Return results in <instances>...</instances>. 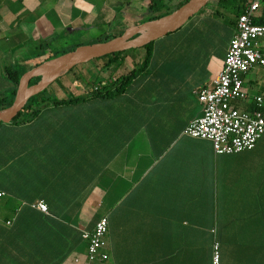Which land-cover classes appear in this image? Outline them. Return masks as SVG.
<instances>
[{
	"label": "crops",
	"instance_id": "1",
	"mask_svg": "<svg viewBox=\"0 0 264 264\" xmlns=\"http://www.w3.org/2000/svg\"><path fill=\"white\" fill-rule=\"evenodd\" d=\"M187 1L0 0V94L13 88L5 66L24 73ZM246 2L210 0L153 42L147 67L121 90L89 95L124 74L121 59L85 66L41 94L47 104L32 120L0 125V161L14 158V181L0 186V264H212L215 240L220 264H264V133L229 154L184 133L203 113L197 90L213 86ZM243 80L249 99L235 104L251 110L242 107L264 98V66ZM101 216L109 257L89 261L82 232Z\"/></svg>",
	"mask_w": 264,
	"mask_h": 264
},
{
	"label": "built area",
	"instance_id": "2",
	"mask_svg": "<svg viewBox=\"0 0 264 264\" xmlns=\"http://www.w3.org/2000/svg\"><path fill=\"white\" fill-rule=\"evenodd\" d=\"M263 1L248 0L245 3L229 42L223 68L212 87L197 90L203 113L184 129V133L191 137L211 140L217 154L251 149L264 133V98L253 97L256 105L253 110H242L235 104L249 99L243 75L255 65L264 66V46L260 42L264 38V24L254 22ZM6 194L0 189V200ZM32 206L48 212L43 201L34 202ZM108 228V217L102 216L91 230H83L89 261L105 262L108 259ZM212 264H220L219 244L214 246Z\"/></svg>",
	"mask_w": 264,
	"mask_h": 264
},
{
	"label": "water",
	"instance_id": "3",
	"mask_svg": "<svg viewBox=\"0 0 264 264\" xmlns=\"http://www.w3.org/2000/svg\"><path fill=\"white\" fill-rule=\"evenodd\" d=\"M209 1L188 0L173 12L133 26L115 38L80 45L27 70L20 77L14 102L10 106L0 109V123L12 122L24 110L33 96L46 90L75 66L113 53L143 48L180 28Z\"/></svg>",
	"mask_w": 264,
	"mask_h": 264
},
{
	"label": "trees",
	"instance_id": "4",
	"mask_svg": "<svg viewBox=\"0 0 264 264\" xmlns=\"http://www.w3.org/2000/svg\"><path fill=\"white\" fill-rule=\"evenodd\" d=\"M155 5L156 4H153V1H152V6H151L152 10L154 12L159 11V7H155ZM261 7H262V4H261ZM243 9H244V7H243ZM242 12H243V10L241 11V13ZM254 22L257 23V24H264V12L263 11L259 12V13H258V11L256 12V15L254 17ZM121 34H123V33H121ZM117 36L118 35L106 36L105 38H100L98 40V42L99 41H107V40H110V39L115 38ZM152 44L153 43H150L149 45H146L145 47H143L145 49V51H146V54H145L144 61L142 62L140 67H138V68L135 67L132 70L128 71L127 73L117 75L115 78H113V80H112V82L110 84L98 87L97 89L91 91L89 95H91V96L107 95V94H109L111 92H115V91L121 90L123 88V86L130 80V78L132 76H134V74L136 72L143 71L147 67L148 59H149V55H150L149 51L151 49ZM75 48L76 47H73V48H70V49H66V50H60V51L54 53L53 55L49 56L48 58H46V59H44L42 61L36 62L32 66H29V69H32V68L36 67L37 65L41 64L42 62H44L46 60H49L51 58H54V57H57V56L62 55L64 53H67V52H69V51H71V50H73ZM128 51L129 50L124 51V52H117V53H113V54L104 56L102 58L96 59V60L99 61V64H98L99 68L101 69V68L107 67V66L113 64L114 62L118 61L119 59L122 60L121 61V67H123V65H124V57H125L126 52H128ZM85 64L77 65L74 68H72L71 70H69L67 73H76L75 72L76 67L81 66V67L84 68ZM4 72H5L6 77H8L9 80L12 82L13 88L11 89L12 96H11L10 99H9V97L7 95L0 94V102L2 104V108L10 106L14 102L15 95H16V92H17V89H18V86H19L20 77L23 74L22 72H20L18 69H16L15 67H13L11 65L5 66ZM42 93L43 92H40L37 95L33 96L29 100V102L26 105V107L24 108V110L11 123H25L27 121L32 120L38 114L39 110L43 106H45L47 104L46 100L40 98ZM83 98H85V96L73 97V98H71L69 100H66V101H64V100L63 101L62 100L61 101H54V103L57 104V103H62V102H74V101H78L79 99H83ZM253 104H254L253 106L252 105L250 106V104H246L245 105L246 107H242V108H247L248 107L247 109L250 108L251 110H253L256 107L255 103H253ZM242 106H244V105H242ZM238 108H239V106H238ZM242 110H245V109H242ZM1 124H3V123H0V125ZM32 203H34V202H32ZM32 203H31V205H32ZM0 223H2V222H0ZM215 244H219V242L217 240H215L213 246H215ZM212 262H213V253H212Z\"/></svg>",
	"mask_w": 264,
	"mask_h": 264
},
{
	"label": "rangeland",
	"instance_id": "5",
	"mask_svg": "<svg viewBox=\"0 0 264 264\" xmlns=\"http://www.w3.org/2000/svg\"><path fill=\"white\" fill-rule=\"evenodd\" d=\"M145 54H146V51L144 48L129 50L125 54L123 67H119L118 71H120V73H127L128 71L132 70L135 67L136 68L140 67V65L144 61ZM86 64L84 66L95 67L96 65L99 64V61L92 60ZM81 69H83V67L81 66L76 67L75 72L77 73ZM116 75H119V73L117 72ZM63 78L64 77H61L60 79L55 81L46 90H44L43 93L49 92L50 90L57 92L60 88V81L64 80ZM2 94L7 95L9 99L12 96L11 90H7L6 88H4V91L2 92ZM1 108H2V104L0 102V109ZM6 158L8 159L0 161V186L1 185L9 186L11 181H14V158H11V154H7Z\"/></svg>",
	"mask_w": 264,
	"mask_h": 264
}]
</instances>
